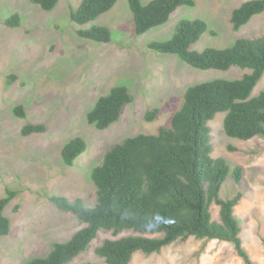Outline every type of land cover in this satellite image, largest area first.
<instances>
[{
  "label": "rangeland",
  "instance_id": "1",
  "mask_svg": "<svg viewBox=\"0 0 264 264\" xmlns=\"http://www.w3.org/2000/svg\"><path fill=\"white\" fill-rule=\"evenodd\" d=\"M83 0H60L50 12L30 0H0V198L7 190L17 193L6 207L11 222L8 236L0 237V264H25L46 257L55 243L67 242L84 227L74 215L60 211L50 197L81 199L96 203L92 170L105 154L126 138L138 134L154 135L170 127L172 116L182 107L186 89L216 79L241 78L246 70L201 71L178 57L149 49L155 41L173 37L182 20H204L209 26L195 51L227 48L242 38L264 36V13L235 31L232 11L250 0H193L194 7H181L163 26L143 36L134 32L128 0L96 21L78 26L70 19L71 9ZM151 0H142L144 4ZM14 14L21 18L17 28L5 22ZM95 26L110 28L113 40L97 43L78 34ZM115 86L129 89L133 102L124 108L119 122L99 130L87 120L96 101ZM264 92V77L253 96ZM24 106L27 117H15L14 108ZM159 109L148 122L145 114ZM225 113L210 122L213 157L224 158L232 167L244 170V182L231 178L223 187V198L237 191L243 198L236 207L242 239L251 259L264 264V138L241 141L224 131ZM27 123L44 124L46 132L22 135ZM81 138L87 145L75 165L67 167L61 150L70 140ZM230 148H234L231 150ZM231 177V176H230ZM219 222V207L211 206ZM139 235L124 231L118 236L102 231L88 250L70 264H106L96 248L107 239ZM131 264H245L233 244L194 237L176 242L160 253L134 254Z\"/></svg>",
  "mask_w": 264,
  "mask_h": 264
},
{
  "label": "trees",
  "instance_id": "2",
  "mask_svg": "<svg viewBox=\"0 0 264 264\" xmlns=\"http://www.w3.org/2000/svg\"><path fill=\"white\" fill-rule=\"evenodd\" d=\"M30 1L50 12L60 0ZM118 1L83 0L77 9H71L70 19L78 26L89 25L110 12ZM128 4L137 36L167 24L179 8L195 6L193 0H151L147 4L142 0H128ZM263 13L264 0H250L232 11L230 21L238 31ZM5 25L19 27L20 16L12 15ZM207 32L209 26L204 20H182L171 39L152 42L149 49L176 56L196 70L226 72L238 67L248 73L239 79H216L188 87L170 127H162L154 135L126 138L112 147L91 173L96 188L94 206L86 205L81 199L50 197L60 211L71 213L84 227L67 242L55 243L46 257L25 264H70L88 250L102 231L114 236L124 231L139 234L107 239L98 246L96 254L106 264H131L137 252L160 253L191 237L231 243L245 264H256L244 246L241 222L236 216L243 194L237 191L230 198H223L221 194L229 178L235 185H242L244 170L240 166L232 167L224 158L213 157L210 122L217 114L225 113L224 131L230 138L241 141L264 138V92L253 96L264 77V36L238 39L222 49L193 50ZM78 34L97 43L113 40L107 26L79 29ZM133 98L126 87L111 88L87 114L88 122L99 130L110 128L120 121L124 108ZM158 114L159 109L149 110L145 120L152 122ZM14 115L25 119L24 106H16ZM46 130L44 124L27 123L22 135L42 134ZM86 150L83 139L70 140L61 150L63 164L74 166ZM16 195L7 190L0 198V237L8 236L11 231L5 209ZM213 204L219 207V222L213 220Z\"/></svg>",
  "mask_w": 264,
  "mask_h": 264
}]
</instances>
